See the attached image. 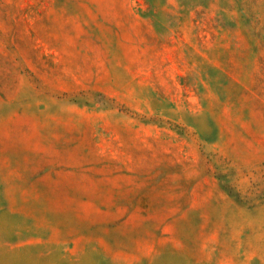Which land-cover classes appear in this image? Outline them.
Segmentation results:
<instances>
[{"label": "rangeland", "instance_id": "1", "mask_svg": "<svg viewBox=\"0 0 264 264\" xmlns=\"http://www.w3.org/2000/svg\"><path fill=\"white\" fill-rule=\"evenodd\" d=\"M0 264H264V0H0Z\"/></svg>", "mask_w": 264, "mask_h": 264}]
</instances>
